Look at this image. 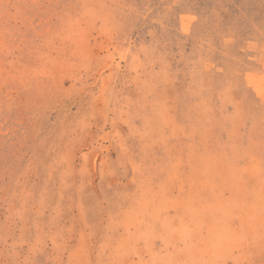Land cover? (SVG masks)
I'll return each instance as SVG.
<instances>
[{
    "label": "rangeland",
    "instance_id": "obj_1",
    "mask_svg": "<svg viewBox=\"0 0 264 264\" xmlns=\"http://www.w3.org/2000/svg\"><path fill=\"white\" fill-rule=\"evenodd\" d=\"M0 264H264V0H0Z\"/></svg>",
    "mask_w": 264,
    "mask_h": 264
}]
</instances>
